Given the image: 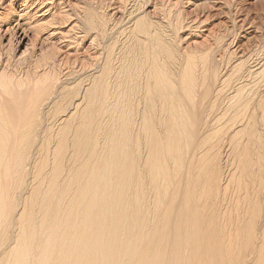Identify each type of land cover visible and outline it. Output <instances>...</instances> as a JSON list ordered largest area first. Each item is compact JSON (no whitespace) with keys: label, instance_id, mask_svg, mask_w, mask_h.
<instances>
[{"label":"bare ground","instance_id":"obj_1","mask_svg":"<svg viewBox=\"0 0 264 264\" xmlns=\"http://www.w3.org/2000/svg\"><path fill=\"white\" fill-rule=\"evenodd\" d=\"M243 4L0 0V264H264Z\"/></svg>","mask_w":264,"mask_h":264},{"label":"rangeland","instance_id":"obj_2","mask_svg":"<svg viewBox=\"0 0 264 264\" xmlns=\"http://www.w3.org/2000/svg\"><path fill=\"white\" fill-rule=\"evenodd\" d=\"M52 1V3H55L56 4V2L58 1H56V0H51ZM86 1V0H85ZM88 1H91V0H87V2ZM256 1H261V0H244V4L243 5H245L246 4V6L250 9V8H252V9H250L251 11H252V14L253 13H257V15L259 16H257L259 19L261 18V14H263V17H264V12L262 13V12H255V8H256ZM250 2H252V3H250ZM254 2V3H253ZM249 3V4H248ZM263 3V4H262ZM251 4V5H250ZM261 4L262 5H264V1L262 2L261 1ZM258 10H260L261 9V7H260V4H258ZM23 8L24 7H22L21 5H19L18 6V10L19 11H26V10H28V8L26 9V8H24V10H23ZM111 12V11H110ZM188 13H189V16L192 18L193 16H194V12H191V10H188ZM111 15V14H110ZM256 16V15H255ZM120 17H121V15H119V16H117L116 18H114V19H116V21H119V19H120ZM261 21L264 23V19H261ZM61 41L62 40H60V39H58V40H56L54 43H55V45L57 46V45H59L58 43H61ZM57 42V43H56ZM80 43V42H79ZM79 43H76L77 45L75 46L76 48H78V46L80 45ZM63 44V45H62ZM90 42H88V43H86L85 45H82V46H79V48H83V49H80V50H82V51H78L77 52V50L75 51V50H71V49H75L74 48V43L71 45V43H70V46L69 47H71V49H68V48H65V43L62 41V43H61V45H59V46H57V48L60 50H63L64 49V51L65 52H63V51H61L60 50V52H62L63 54H65V53H69V51H71L70 53H69V55L72 53V52H74V53H72V55H70V56H74L75 54L77 55V54H80V52H82V54L83 53H85V52H89V49H90ZM89 45V46H88ZM62 46V47H61ZM64 46V47H63ZM84 46H85V48H84ZM87 48H89V49H87ZM79 50V49H78ZM87 50V51H86ZM84 51V52H83ZM81 55V54H80Z\"/></svg>","mask_w":264,"mask_h":264}]
</instances>
